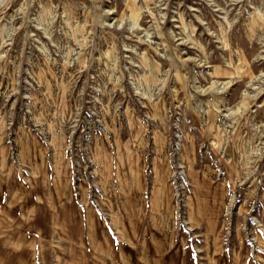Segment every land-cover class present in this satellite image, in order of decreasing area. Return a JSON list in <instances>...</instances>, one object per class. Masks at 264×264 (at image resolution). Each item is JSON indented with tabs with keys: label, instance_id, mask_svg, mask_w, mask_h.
Returning a JSON list of instances; mask_svg holds the SVG:
<instances>
[{
	"label": "rangeland",
	"instance_id": "1",
	"mask_svg": "<svg viewBox=\"0 0 264 264\" xmlns=\"http://www.w3.org/2000/svg\"><path fill=\"white\" fill-rule=\"evenodd\" d=\"M191 249L264 264V0H0V264Z\"/></svg>",
	"mask_w": 264,
	"mask_h": 264
},
{
	"label": "crops",
	"instance_id": "2",
	"mask_svg": "<svg viewBox=\"0 0 264 264\" xmlns=\"http://www.w3.org/2000/svg\"><path fill=\"white\" fill-rule=\"evenodd\" d=\"M146 239H147V241H145L146 243L144 245V248L141 247V248L135 249L139 253H140V251L144 252L145 256L147 255L146 257H151L153 255L168 254L167 257L169 258L172 255H174V256L176 255L175 251H173V249H172L170 238H166V240L160 241L157 238L147 236ZM150 240L152 243H149ZM194 253H195L194 249L189 250V252L186 254V262L184 264H194ZM170 258H172V257H170ZM172 261H174V260H172V259H168L167 261L164 260V264H175V263H172Z\"/></svg>",
	"mask_w": 264,
	"mask_h": 264
}]
</instances>
